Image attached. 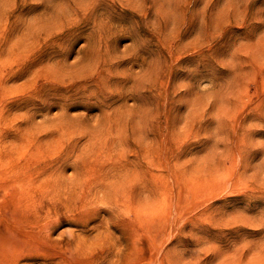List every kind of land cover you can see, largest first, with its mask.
Instances as JSON below:
<instances>
[{
    "label": "rangeland",
    "instance_id": "obj_1",
    "mask_svg": "<svg viewBox=\"0 0 264 264\" xmlns=\"http://www.w3.org/2000/svg\"><path fill=\"white\" fill-rule=\"evenodd\" d=\"M21 194L54 225L0 264H264V0H0V221Z\"/></svg>",
    "mask_w": 264,
    "mask_h": 264
},
{
    "label": "bare ground",
    "instance_id": "obj_2",
    "mask_svg": "<svg viewBox=\"0 0 264 264\" xmlns=\"http://www.w3.org/2000/svg\"><path fill=\"white\" fill-rule=\"evenodd\" d=\"M5 190L7 191V189ZM46 196L51 200V205L58 207L60 210H66V211L72 210L73 211L74 210L73 208L76 207L77 202H79V201H76V197H73V196L64 197L62 196V194H59L57 192H54L52 194L51 192H47ZM85 200H86L85 197L80 199L82 203ZM14 203H13L14 204L13 206H10L9 201L7 203L8 204L7 207L9 210L4 213L3 217H5V220L0 221V234H7V235L8 234H20L26 237V239L27 237L28 239H31L29 238V236L33 237L32 235H34L37 238L38 235H35V234H44L42 231L46 228V226L49 229H51L52 225H54V223H49V224L44 223L45 216L38 215V213L40 212V209H37L36 207L40 206L39 202L34 205L32 204L30 205L26 201L24 195L21 194L20 197ZM100 213L99 211L98 212L92 211L90 214L87 211H84L82 213L80 212L79 217L77 216L75 218V223L77 222L76 223L77 226L88 227L91 224V222L95 221L96 218H99ZM35 240H38V239H35ZM19 241L20 243H23L22 241L26 242L25 239L22 241L21 240ZM28 245H30V243ZM148 249H149V253L151 254L152 249H150L149 247Z\"/></svg>",
    "mask_w": 264,
    "mask_h": 264
},
{
    "label": "snow or ice",
    "instance_id": "obj_3",
    "mask_svg": "<svg viewBox=\"0 0 264 264\" xmlns=\"http://www.w3.org/2000/svg\"><path fill=\"white\" fill-rule=\"evenodd\" d=\"M32 67H34V65ZM28 70H30V69H26V71H28ZM242 235H248V233L245 232V233H242ZM232 236H233V238H238V236H236L235 234H232Z\"/></svg>",
    "mask_w": 264,
    "mask_h": 264
}]
</instances>
